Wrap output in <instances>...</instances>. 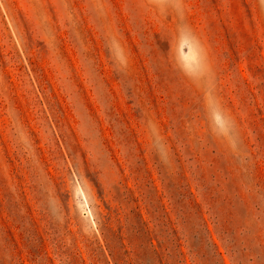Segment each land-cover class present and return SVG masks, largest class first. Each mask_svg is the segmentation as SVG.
<instances>
[{
    "label": "rangeland",
    "instance_id": "rangeland-1",
    "mask_svg": "<svg viewBox=\"0 0 264 264\" xmlns=\"http://www.w3.org/2000/svg\"><path fill=\"white\" fill-rule=\"evenodd\" d=\"M0 264H264V2L0 0Z\"/></svg>",
    "mask_w": 264,
    "mask_h": 264
},
{
    "label": "clouds",
    "instance_id": "clouds-1",
    "mask_svg": "<svg viewBox=\"0 0 264 264\" xmlns=\"http://www.w3.org/2000/svg\"><path fill=\"white\" fill-rule=\"evenodd\" d=\"M262 2H264V0H262Z\"/></svg>",
    "mask_w": 264,
    "mask_h": 264
}]
</instances>
